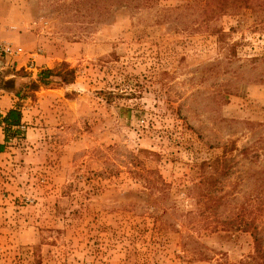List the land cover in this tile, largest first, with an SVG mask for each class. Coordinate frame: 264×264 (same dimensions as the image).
Here are the masks:
<instances>
[{"label":"rangeland","instance_id":"1","mask_svg":"<svg viewBox=\"0 0 264 264\" xmlns=\"http://www.w3.org/2000/svg\"><path fill=\"white\" fill-rule=\"evenodd\" d=\"M209 1L0 0V264H264V0Z\"/></svg>","mask_w":264,"mask_h":264},{"label":"trees","instance_id":"2","mask_svg":"<svg viewBox=\"0 0 264 264\" xmlns=\"http://www.w3.org/2000/svg\"><path fill=\"white\" fill-rule=\"evenodd\" d=\"M116 1V0H115ZM118 2H123V0H117ZM129 2V4L133 2H137V5L140 4V2H146L147 0H125ZM254 0H213L209 1L210 8H208L207 12L210 16H217L222 11L233 8V7H242V5H238L239 2H251L253 4ZM139 2V3H138ZM240 3V4H241ZM105 7V6H104ZM25 70L24 68H19L17 73L15 75L20 79L22 77L21 71ZM55 70L51 68H45L42 69L39 73H37L35 81H31L30 83H27L26 86L31 89H36L39 85V83L49 84L51 81V77L55 74ZM69 73H73V70H70ZM74 77L67 78L65 77V80L72 81ZM15 84V82H14ZM20 84V83H19ZM14 86V85H13ZM16 96L21 98L22 95V89L17 88L15 91ZM24 118H23V111L21 110L20 106H15L8 110V112L1 117L0 119V125L4 127L5 132V142H8L10 139V135H17L19 133V128L23 124ZM6 145L5 143H0V153L5 151ZM261 237L256 235V241L260 243Z\"/></svg>","mask_w":264,"mask_h":264},{"label":"built area","instance_id":"3","mask_svg":"<svg viewBox=\"0 0 264 264\" xmlns=\"http://www.w3.org/2000/svg\"><path fill=\"white\" fill-rule=\"evenodd\" d=\"M24 54H26V50L22 45L10 39L0 37V57L1 58L10 57V58L15 59L14 62H18V59ZM29 54L30 56L28 58V61L23 64L24 66H26V68L36 72L37 70L36 56L38 55V52L36 51V52L29 53ZM19 64L17 63V66ZM23 64H21V66ZM21 127H23V125H21Z\"/></svg>","mask_w":264,"mask_h":264},{"label":"crops","instance_id":"4","mask_svg":"<svg viewBox=\"0 0 264 264\" xmlns=\"http://www.w3.org/2000/svg\"><path fill=\"white\" fill-rule=\"evenodd\" d=\"M7 96H3L0 98V119L2 116H4L8 112L9 109L15 107V105H14L15 103L12 100V97L8 96L10 99V101H9ZM4 142H5L4 127L2 125H0V143H4Z\"/></svg>","mask_w":264,"mask_h":264}]
</instances>
